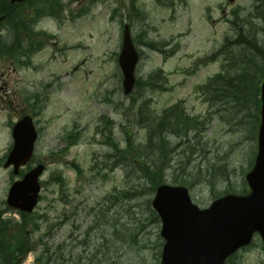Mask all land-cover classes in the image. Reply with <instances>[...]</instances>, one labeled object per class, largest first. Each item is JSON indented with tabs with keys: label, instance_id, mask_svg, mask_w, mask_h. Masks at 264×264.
I'll use <instances>...</instances> for the list:
<instances>
[{
	"label": "rangeland",
	"instance_id": "rangeland-1",
	"mask_svg": "<svg viewBox=\"0 0 264 264\" xmlns=\"http://www.w3.org/2000/svg\"><path fill=\"white\" fill-rule=\"evenodd\" d=\"M173 1L170 6L156 0H53L47 9H40L44 0L21 5L26 19H34L36 51H29V65L15 61L17 55L0 58L10 85L6 97L0 93L3 220L22 219L6 204L19 176L3 166L13 142L11 124L26 111L14 101L15 89H30L38 101L35 156L21 172L46 165L31 217L38 230L28 229L32 251L21 264L159 263L164 241L152 207L155 192L132 154L113 150L114 143L126 145L127 130L137 143L163 148L170 157L166 182L175 183V176L188 181L202 207L250 190L246 175L258 148L264 80V0ZM11 21L0 23L6 28ZM125 24L141 54L140 83L130 96L124 94L118 63ZM218 75L223 80L213 83ZM229 81L227 90L235 95H225ZM144 102L149 108L141 111ZM171 105L185 107L191 129L186 137L164 135L163 147L159 133L149 138L146 132L154 122L139 114L160 117ZM187 148L194 149L191 156ZM133 187L134 193L123 194ZM6 225L13 231L16 226ZM229 264H264L260 236Z\"/></svg>",
	"mask_w": 264,
	"mask_h": 264
},
{
	"label": "water",
	"instance_id": "water-1",
	"mask_svg": "<svg viewBox=\"0 0 264 264\" xmlns=\"http://www.w3.org/2000/svg\"><path fill=\"white\" fill-rule=\"evenodd\" d=\"M138 59L126 26L119 56L125 93L133 89ZM262 97L259 151L254 169L247 175L252 188L250 194H229L214 201L209 208L201 209L192 202L186 187H158L153 206L162 220L161 235L166 241L160 264H224L230 254L251 242L255 232H259L264 241V83ZM13 137L14 146L5 166L14 164V173L18 174L19 167L31 158L37 138L30 116L14 125ZM44 168L38 165L23 180L13 184L8 196L10 206L33 210L40 191L39 176Z\"/></svg>",
	"mask_w": 264,
	"mask_h": 264
},
{
	"label": "trees",
	"instance_id": "trees-1",
	"mask_svg": "<svg viewBox=\"0 0 264 264\" xmlns=\"http://www.w3.org/2000/svg\"><path fill=\"white\" fill-rule=\"evenodd\" d=\"M34 1V0H33ZM41 1V0H40ZM159 4L164 5V6H170L174 4L173 0H156ZM166 1V2H165ZM170 1V3H169ZM58 3H60V0H58ZM46 4V5H45ZM133 4L135 5L136 2L133 1ZM37 5V3H35ZM19 5H11L10 0H0V15H7V20H12L11 21V26L9 28V36L1 35L0 34V58H12V56H15L17 53H20V55L26 54L24 50L20 51L19 49H22L24 47V36L22 34L23 29L19 25V22L22 21V18H19L16 21V8ZM46 6L52 7L53 6V0H44V7L40 9H47ZM242 34H239L237 37L241 38ZM237 39V38H236ZM29 45V44H26ZM32 46L31 48H33ZM238 52V51H237ZM257 66V65H256ZM162 76L164 79H166V74L162 69H160ZM218 80H223V77L218 75L216 78H214L212 81L213 83L218 81ZM140 82L137 81V85ZM136 85V87H137ZM228 86H230V81L225 87V95L231 96L235 94H231L230 90H227ZM234 93V92H233ZM147 103L144 102L143 106L140 107L141 111H146L149 107L146 109L144 108V105ZM181 108V109H180ZM160 117H153V114L149 111H147V115L139 114L140 119L145 118L146 122L153 121L154 126L149 128V125H146V128L148 127L149 129L146 131L148 132L149 138L151 136L155 137L156 133L160 134V139L162 142L163 147H165L167 144L162 141V137L164 135H171V136H177V137H186L188 136L191 126H190V118L185 114L184 109L181 107V105H175L173 107H169L164 111L163 115H159ZM158 119V120H156ZM194 120L191 122L193 123ZM111 122V121H109ZM158 128L160 131H158ZM126 135V146L125 147H120L119 143H114L113 144V150L114 153L119 155H125L126 153L132 154V158L139 164V168L137 171L144 176L148 182L151 185V188L153 191L156 190L157 186L166 182L165 176H166V171L168 169V162L170 161V157L165 155V151L163 148L159 147L158 145L156 146H150L146 145L145 143H137L134 135L131 131H125ZM147 135V137H148ZM153 138L150 140L153 143ZM164 151V152H163ZM188 151V155L194 153V149L187 148L184 152ZM190 151V153H189ZM191 156V155H190ZM175 183H180V184H187L188 181L185 179H180L179 176L174 177ZM137 190L136 187H133L132 190L130 191H124L123 194L125 193H134ZM245 191V190H244ZM27 221H25V224ZM7 230L6 234L1 236V241H0V253L4 255L3 259L6 261L5 264H12L7 258H10L12 262H16V257L17 253L19 254H24V257L28 254L31 249L28 247L24 249L23 244L24 242L20 243V240L22 238V234L18 231L20 229L16 230L12 236L9 234L8 227L5 228ZM35 230H38L37 226V220H35ZM8 240H7V239ZM50 258V257H49ZM235 257H231L229 260L230 262L233 260Z\"/></svg>",
	"mask_w": 264,
	"mask_h": 264
},
{
	"label": "flooded vegetation",
	"instance_id": "flooded-vegetation-1",
	"mask_svg": "<svg viewBox=\"0 0 264 264\" xmlns=\"http://www.w3.org/2000/svg\"><path fill=\"white\" fill-rule=\"evenodd\" d=\"M8 78V75H5L3 72L0 73V93L1 94H7L9 91V83H7L5 85V79ZM15 97H14V101L17 102L18 107L22 106V105H26V97L24 94H20L15 90ZM3 95V98L6 97V95ZM28 98L30 99L29 103L27 104L28 107H30L32 105V98L33 95L31 93H28Z\"/></svg>",
	"mask_w": 264,
	"mask_h": 264
}]
</instances>
